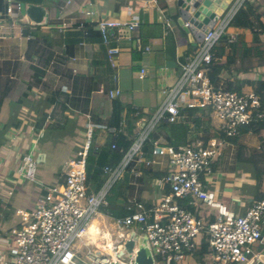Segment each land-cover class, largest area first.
<instances>
[{"label":"crops","instance_id":"obj_1","mask_svg":"<svg viewBox=\"0 0 264 264\" xmlns=\"http://www.w3.org/2000/svg\"><path fill=\"white\" fill-rule=\"evenodd\" d=\"M3 1L2 11L9 4L15 6L19 3V0ZM185 1L199 3L193 14L198 25L182 19L180 0H75L64 16L78 18L91 3L96 14L85 18L90 23L97 24L101 19L127 22L133 15L138 17L139 27L134 31H115L117 38L112 39L111 45L121 49L116 68L108 64L106 47L101 40L85 37L77 39L73 36L74 28L59 31L57 25L61 22V1L42 5L41 0L38 3L49 11L46 25H31L22 11L0 18V156L6 160V168L0 170V201L6 209L0 211V264H10L9 233L20 220L15 210L32 207L37 198L44 194V187L64 182L66 163L78 156L86 142L87 125L107 126L116 100L120 107H133L142 114L136 128L140 133L162 105L165 99L163 89L174 86L179 80L181 63L190 50H195L196 40L207 28L226 17L238 0ZM250 1L254 2L264 22V0ZM176 14L179 15L177 22L173 19ZM166 17L172 23L169 30L165 26ZM157 24L162 27L161 30L154 27ZM140 25L150 28L142 32ZM27 26L29 31L25 34L23 30ZM169 31H173L175 37L174 60L166 52ZM230 31L238 33V37L244 35L247 43L253 39L249 29L230 27ZM65 44L69 47V57L64 58V62H57V55ZM147 46L150 51H145ZM73 57L77 59L73 60ZM225 61L223 58L222 62ZM236 67H241V64L234 65L233 75ZM141 70H145L143 78L140 77ZM238 78L252 83L264 80V64L261 61L260 65L247 72L241 70ZM116 87L122 93L118 98L110 99L108 91ZM242 90H253V87L247 84ZM54 96L55 101L52 100ZM193 115L202 120L200 131L190 117L189 122H164V125H158L155 152L151 158L145 157L155 161L153 165L147 166L151 172L145 174L141 182L130 178L128 184L124 183L126 189L123 192L127 193L131 203L154 207L170 193L168 184L159 182L167 173L170 157L160 155L156 149L202 141L206 127L211 128V138L221 136L209 112L198 110L193 111ZM186 123L189 124L187 133L182 126ZM13 134L15 143L12 141ZM93 135L97 146L106 151L112 135L109 136L104 129L96 126ZM242 146L259 149L258 137L245 132L239 137L238 144L227 141L215 163L216 170L203 178L206 189L214 193L218 203L234 215H244L258 200L251 165L239 159ZM31 151L36 161L37 181H23L15 190V195L9 197V181L14 178L20 158ZM105 178L103 173L100 184L91 183V188L96 190L104 185ZM19 196L22 197V204L15 206V199ZM194 209V213L207 222L214 221L218 214L216 207L203 203H194ZM115 219L105 210L94 219L90 234L75 245L76 260L90 262L88 255L93 253L114 257V249L121 247L129 231L140 229L138 225L120 227ZM204 236L205 233L198 237L196 248L200 249ZM155 258L158 264H162ZM182 264L199 263L191 253ZM205 264H215L210 255Z\"/></svg>","mask_w":264,"mask_h":264},{"label":"built area","instance_id":"obj_2","mask_svg":"<svg viewBox=\"0 0 264 264\" xmlns=\"http://www.w3.org/2000/svg\"><path fill=\"white\" fill-rule=\"evenodd\" d=\"M43 4L59 2L42 0ZM60 32L72 28H84L86 17L95 16L93 4L81 11V16H64L75 0H60ZM246 0H238L234 8L223 19L207 28L196 40V48L189 51L181 63V74L174 86L165 87V99L154 112L153 117L139 133L122 162L116 168L104 167V185L94 190L88 183V154L92 145L93 128L99 127L106 133L115 135L120 128L88 124L86 142L78 156L66 163V175L62 184L44 187L32 207L16 209L18 224L9 233L10 264H79L76 260V241L90 234L91 224L107 205L106 197L113 185L123 179L130 163L151 166L153 160L145 158L142 146L149 134L161 123H176L186 119L188 109H201L210 113L217 130L225 136L180 146L159 147L160 155H168L170 163L166 175L159 182L168 184L170 193L160 204L148 207L137 203L132 212L124 218H116L115 223L123 228L135 225L148 237L152 252L162 264H182L196 249L198 237L207 234L212 249L210 257L215 264H246L253 244L261 238L264 222V197L253 202L244 215H234L218 203L214 193L208 191L203 178L213 174V167L222 154L228 138L240 137L251 132L253 123H264V109L261 97L253 90H228L215 86L208 74V66L213 60L215 48L226 39L229 46L238 40V33L230 31V22ZM22 3L9 4L0 10V18L19 14ZM165 26L172 27L171 20L165 18ZM139 27V19L133 15L127 22L101 19L97 29L102 44L106 47L108 64L118 66L121 49L112 46L115 31H134ZM138 44L141 43L138 41ZM150 51V47H145ZM58 58L69 57V47L65 44ZM73 60L77 58L73 57ZM145 70H141L143 78ZM122 93L119 87L108 91L110 99ZM245 130V131H244ZM252 133V132H251ZM15 134L12 135V137ZM16 137L12 138L15 143ZM112 148H116L112 144ZM21 162L13 180L9 181L7 195L12 197L18 185L36 182V161L34 152H28ZM6 168V160L0 156V170ZM203 203L216 207L218 214L212 222L198 217L188 205ZM91 264H109L112 256L100 253L88 255Z\"/></svg>","mask_w":264,"mask_h":264},{"label":"trees","instance_id":"obj_3","mask_svg":"<svg viewBox=\"0 0 264 264\" xmlns=\"http://www.w3.org/2000/svg\"><path fill=\"white\" fill-rule=\"evenodd\" d=\"M3 2V0H0V10L2 9ZM40 2L41 0H19V3L22 4H38ZM173 19L175 22H177L179 19V15L176 14L175 16H173ZM154 27L158 30H161L162 28L158 24ZM230 27L246 28L251 30L253 39L250 43H247L245 41V36L240 34L238 40L235 43L230 44L229 46H226V39H224L214 50L213 60L208 66V74L215 86L222 85L228 90L241 91L247 84L252 85L254 92L261 97L262 108L264 109V80L252 83L238 78V73L241 70L247 72L252 68L260 65L261 61L264 64V40L262 39V36L264 35V22L261 20L254 2L250 0H246L244 2L242 7L232 18ZM140 28V30L144 32L150 27L148 25H140ZM74 30L75 34L73 36L77 39L85 37L89 40H101V35L99 30L97 29V24L86 21L84 23V28L79 29L75 27ZM147 37L148 36H146L145 38ZM116 38L117 34L114 32L112 35V39L114 40ZM166 52L168 56L171 57V59H175L176 43L173 31H169L168 35L166 36ZM223 58L226 59L225 62H222ZM56 61L64 62V58H58V60ZM246 63H248V66L246 65ZM238 64H241V67H236V73L235 75H233L234 73L232 72L234 70V65ZM223 74H228V76H224L223 78ZM52 100L55 101V96L54 98H52ZM115 102L116 103L113 114L106 124L108 127L117 128H120L121 125H123V128L115 135H112L109 147L106 151L100 149L97 146L94 141L93 135L92 145L89 150L87 162L89 184H100L104 167L107 166L110 168H116L117 166H119L125 154L129 151V149L139 136L136 128L138 121L142 118V114H139L138 111L133 107L122 108L116 100ZM198 110L201 109H188L186 111V114H188V118L186 120H182V122H189L190 117L191 122H193L196 129L200 131L203 126L202 120L196 118L193 115V111L197 112ZM160 125H164V122ZM182 126L187 133L189 124L186 123L185 126ZM158 128L159 126L149 134L148 139L142 146V154L144 157L151 158L155 152L154 142L158 138L156 134V130ZM250 129L251 132L258 137L260 148L254 150L242 146L239 159L240 161L248 162L251 165L252 176L256 180V198L262 199L264 197V123H253ZM203 133H205V137H203L202 141L206 143L209 139H211V128L206 127L205 131L203 130ZM221 136L224 137L225 135L221 134ZM238 139L239 137H233L228 138L227 140L232 144H238ZM112 144H115L116 148H112ZM214 170H216L215 165L213 167V171ZM149 172H151V169L145 164L136 165L135 162L130 163L126 167L124 179L117 181L109 191V194L106 197L107 205L104 206V210L114 218H124L129 215L135 208L137 203H131L127 197V193L123 192V189H126L124 187V183L128 184L130 178L134 179V181L141 182L144 175ZM1 204L2 202L0 201V211H6V209H4ZM188 208L193 212L195 211L194 205H188ZM211 251L212 249L207 241V235L205 234L201 241L200 249L196 248L192 252V255L196 258L199 264H205L206 260L211 254Z\"/></svg>","mask_w":264,"mask_h":264},{"label":"water","instance_id":"obj_4","mask_svg":"<svg viewBox=\"0 0 264 264\" xmlns=\"http://www.w3.org/2000/svg\"><path fill=\"white\" fill-rule=\"evenodd\" d=\"M199 3H187L180 0V15L185 22L198 25V21L193 14L197 11ZM22 13L27 21L34 26L46 25L49 20V11L45 6L28 3L23 5ZM29 27H25L23 32L28 34ZM158 152L159 149H156ZM114 257L109 264H158L148 237L140 229H132L118 249H114ZM246 264H264V222L261 231V238L253 244L252 251L247 257Z\"/></svg>","mask_w":264,"mask_h":264},{"label":"rangeland","instance_id":"obj_5","mask_svg":"<svg viewBox=\"0 0 264 264\" xmlns=\"http://www.w3.org/2000/svg\"><path fill=\"white\" fill-rule=\"evenodd\" d=\"M57 1H60V0H57ZM20 194V193H19ZM15 204V206L17 205V206H21V204H22V197L21 196H19V197H16V199H15V202H14ZM102 211H104V207H102V209H101V212ZM1 241V240H0ZM76 243H79V240L78 241H76ZM77 262L79 263V264H90V262H85V261H81V260H77Z\"/></svg>","mask_w":264,"mask_h":264},{"label":"bare ground","instance_id":"obj_6","mask_svg":"<svg viewBox=\"0 0 264 264\" xmlns=\"http://www.w3.org/2000/svg\"><path fill=\"white\" fill-rule=\"evenodd\" d=\"M93 226H95V225H93ZM94 229V227L92 228V230ZM97 230H98V228H97ZM92 232V231H91Z\"/></svg>","mask_w":264,"mask_h":264}]
</instances>
